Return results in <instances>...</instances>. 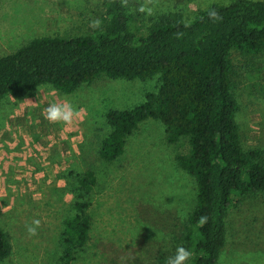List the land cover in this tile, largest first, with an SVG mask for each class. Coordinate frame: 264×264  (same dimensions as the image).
Listing matches in <instances>:
<instances>
[{"label":"rangeland","instance_id":"rangeland-1","mask_svg":"<svg viewBox=\"0 0 264 264\" xmlns=\"http://www.w3.org/2000/svg\"><path fill=\"white\" fill-rule=\"evenodd\" d=\"M125 1L133 27L142 33L158 15L178 12L188 21L213 3L232 0ZM102 14L101 0H0V56L36 36L84 32ZM230 61L239 143L264 152V50L233 52ZM156 85L157 75H101L69 94L41 85L0 101V226L11 244L0 264H57L61 222L73 212L70 187L87 169L96 177L82 198L91 219L89 240L71 264H167L178 247L186 249L195 182L178 167L175 154L182 148L166 142L163 124L140 122L112 161L97 154L108 131L107 110L140 104ZM52 103L72 105L70 123L45 118ZM225 230L215 264H264V195L238 197Z\"/></svg>","mask_w":264,"mask_h":264},{"label":"trees","instance_id":"trees-1","mask_svg":"<svg viewBox=\"0 0 264 264\" xmlns=\"http://www.w3.org/2000/svg\"><path fill=\"white\" fill-rule=\"evenodd\" d=\"M101 6L98 24L84 32L36 36L0 56V101L41 85L69 94L101 75H157L156 89L143 102L107 110L108 131L97 154L103 161L114 160L140 122L158 119L166 142L182 148L175 154L178 167L195 182L185 228V247L192 255L185 264H215L230 208L244 194L264 195V152L239 143L230 79L233 52L264 50V0L213 3L188 21L178 12L161 14L142 33L133 27L125 0H101ZM95 182L87 169L70 187L73 212L61 222L57 264H71L89 240L91 219L82 198ZM10 252L8 234L0 226V262Z\"/></svg>","mask_w":264,"mask_h":264},{"label":"clouds","instance_id":"clouds-1","mask_svg":"<svg viewBox=\"0 0 264 264\" xmlns=\"http://www.w3.org/2000/svg\"><path fill=\"white\" fill-rule=\"evenodd\" d=\"M210 15L215 16V12H211ZM46 119L51 122H63L70 123L74 109L70 103L65 104H49L45 110ZM34 224L38 225V221H34ZM30 234H35L36 229L29 227ZM192 253L184 247H178L174 256L168 258L167 264H185V262L191 257Z\"/></svg>","mask_w":264,"mask_h":264}]
</instances>
